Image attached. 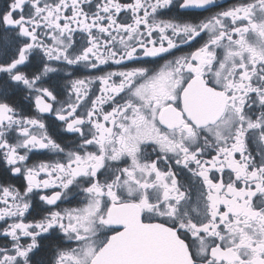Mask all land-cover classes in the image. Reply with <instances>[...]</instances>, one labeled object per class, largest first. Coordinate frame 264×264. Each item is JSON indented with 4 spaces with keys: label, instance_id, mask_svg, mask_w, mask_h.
<instances>
[{
    "label": "snow or ice",
    "instance_id": "6c2138e0",
    "mask_svg": "<svg viewBox=\"0 0 264 264\" xmlns=\"http://www.w3.org/2000/svg\"><path fill=\"white\" fill-rule=\"evenodd\" d=\"M0 264H264V0H0Z\"/></svg>",
    "mask_w": 264,
    "mask_h": 264
},
{
    "label": "flooded vegetation",
    "instance_id": "af4514ba",
    "mask_svg": "<svg viewBox=\"0 0 264 264\" xmlns=\"http://www.w3.org/2000/svg\"><path fill=\"white\" fill-rule=\"evenodd\" d=\"M229 2H230V0H229ZM36 157H34V159H35Z\"/></svg>",
    "mask_w": 264,
    "mask_h": 264
}]
</instances>
